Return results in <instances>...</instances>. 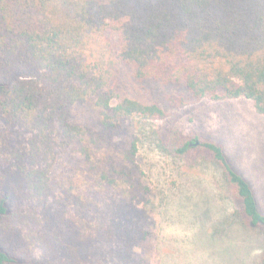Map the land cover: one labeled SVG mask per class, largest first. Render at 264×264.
Returning a JSON list of instances; mask_svg holds the SVG:
<instances>
[{
    "label": "trees",
    "instance_id": "obj_1",
    "mask_svg": "<svg viewBox=\"0 0 264 264\" xmlns=\"http://www.w3.org/2000/svg\"><path fill=\"white\" fill-rule=\"evenodd\" d=\"M123 64L169 91L126 95ZM238 98L264 115V0H0V264H152L142 250L181 218L211 237L239 219L264 231L223 145L151 131L185 161L175 189L155 192L138 163L150 135L133 121ZM64 156L75 163L57 175ZM210 164L222 175L209 195L196 169ZM213 206L224 220L198 226Z\"/></svg>",
    "mask_w": 264,
    "mask_h": 264
},
{
    "label": "rangeland",
    "instance_id": "obj_2",
    "mask_svg": "<svg viewBox=\"0 0 264 264\" xmlns=\"http://www.w3.org/2000/svg\"><path fill=\"white\" fill-rule=\"evenodd\" d=\"M121 79L124 93L131 97L155 101L161 100L169 91V87L160 82L137 81L127 64L121 66ZM132 124L135 132L138 133L141 126L142 132L150 135L141 143L138 163L145 170L155 192L167 189L168 185L172 189L177 188L176 176L186 165L185 161L173 158L159 149V137L169 142L175 135L188 139L197 136L201 140L224 146L234 168L253 187L259 207L264 213V115L258 113L250 99H203L171 112L163 120H135ZM154 130L158 133L157 140L153 139L151 133ZM65 163L73 164L75 159L64 156L56 165L57 175L62 173ZM196 173L210 179L211 184H206L207 188L202 190L204 193L210 195L213 190L220 189V167L210 164L206 168H197ZM228 204V211L234 212L236 201L230 198ZM172 208L177 210L178 204L172 203ZM213 208L210 219L204 221L199 218L198 226L207 224L215 227L217 222L224 220L226 215L223 209ZM154 216L159 219L158 214ZM240 221L232 224L229 230L224 228L223 236L211 237L203 235L205 232L194 234L195 229L188 225L186 219L181 218L180 222L166 229L171 238L163 243L155 241L142 252L150 257L152 264H264V231L248 228Z\"/></svg>",
    "mask_w": 264,
    "mask_h": 264
}]
</instances>
